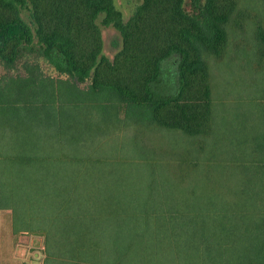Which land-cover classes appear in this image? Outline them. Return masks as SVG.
<instances>
[{
	"label": "trees",
	"instance_id": "trees-1",
	"mask_svg": "<svg viewBox=\"0 0 264 264\" xmlns=\"http://www.w3.org/2000/svg\"><path fill=\"white\" fill-rule=\"evenodd\" d=\"M185 1L142 0L119 26L111 0H0V61L35 51L74 80L0 77V211L43 238V264H264V103L216 110L207 61L239 0ZM100 15L123 37L112 63ZM254 36L264 48V19ZM119 173L152 177L126 193Z\"/></svg>",
	"mask_w": 264,
	"mask_h": 264
},
{
	"label": "rangeland",
	"instance_id": "rangeland-1",
	"mask_svg": "<svg viewBox=\"0 0 264 264\" xmlns=\"http://www.w3.org/2000/svg\"><path fill=\"white\" fill-rule=\"evenodd\" d=\"M111 1L114 8L121 14L119 26L124 25L142 4V0ZM185 9L190 11L186 3ZM237 9L238 11L233 16L235 21H231L228 28V43L225 50L217 56L211 55L207 58L210 77H212L211 95L216 110H219L223 104H225L223 108L226 107L228 110L243 109L244 104L251 99H259L264 103V71L261 70V52H264V48L254 36L257 22L264 19V0H239ZM102 17L103 15H100L95 21L102 41L101 51L96 62L100 58H104L112 63L116 55L123 49V37L117 26H104ZM239 17H246V19L242 22ZM20 18L31 29L30 44H33V47L36 46L38 39L34 33L35 24L28 8L21 9ZM238 21H241L242 24L239 25ZM177 63L178 56L175 54L161 63L164 81L169 78L170 82L167 85V81L165 83L163 81V84H156V90L159 93H165L168 89L173 88L177 76ZM96 64L90 69L88 75L83 77L82 82L77 84L78 88L86 89L90 85ZM30 75L71 84L74 81L67 74H59L35 51L24 50L13 65L0 61V77L24 78ZM225 120V123L227 122L225 127L229 129L231 115L227 116ZM127 132L126 134L131 137V130ZM143 142L150 143V145L155 143L154 140L148 141L147 139H144ZM160 173H155L156 177H171L168 173ZM150 176L143 173H119L114 179L119 182L116 187L123 188L119 191L133 193L136 189L142 188L145 179ZM42 250L43 238L40 235L24 231L14 232L10 213L0 211V264H43Z\"/></svg>",
	"mask_w": 264,
	"mask_h": 264
}]
</instances>
